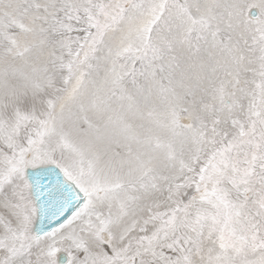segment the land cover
Returning a JSON list of instances; mask_svg holds the SVG:
<instances>
[{"label": "snow or ice", "instance_id": "1", "mask_svg": "<svg viewBox=\"0 0 264 264\" xmlns=\"http://www.w3.org/2000/svg\"><path fill=\"white\" fill-rule=\"evenodd\" d=\"M0 264H264V0H0Z\"/></svg>", "mask_w": 264, "mask_h": 264}]
</instances>
